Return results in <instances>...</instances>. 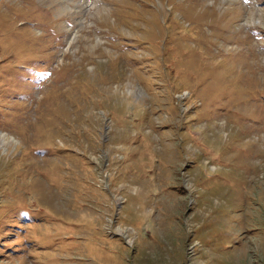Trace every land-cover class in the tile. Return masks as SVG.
I'll return each instance as SVG.
<instances>
[{
  "label": "rangeland",
  "instance_id": "1",
  "mask_svg": "<svg viewBox=\"0 0 264 264\" xmlns=\"http://www.w3.org/2000/svg\"><path fill=\"white\" fill-rule=\"evenodd\" d=\"M0 264H264V0H0Z\"/></svg>",
  "mask_w": 264,
  "mask_h": 264
}]
</instances>
